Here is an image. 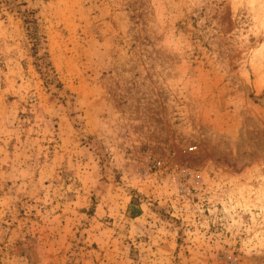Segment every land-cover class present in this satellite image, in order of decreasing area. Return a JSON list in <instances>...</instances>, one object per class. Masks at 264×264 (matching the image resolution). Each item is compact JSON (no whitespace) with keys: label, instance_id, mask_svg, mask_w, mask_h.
Segmentation results:
<instances>
[{"label":"rangeland","instance_id":"1","mask_svg":"<svg viewBox=\"0 0 264 264\" xmlns=\"http://www.w3.org/2000/svg\"><path fill=\"white\" fill-rule=\"evenodd\" d=\"M0 264H264V0H0Z\"/></svg>","mask_w":264,"mask_h":264},{"label":"trees","instance_id":"2","mask_svg":"<svg viewBox=\"0 0 264 264\" xmlns=\"http://www.w3.org/2000/svg\"><path fill=\"white\" fill-rule=\"evenodd\" d=\"M29 21V20H28ZM30 23L29 25H27V28L29 29V36L31 39L34 40V44H37L38 45V42H39V36L36 32V30L34 29L35 26H34V23L32 24L31 22H28ZM42 58V57H41ZM42 73V72H41ZM46 73V72H45ZM130 215L135 217L137 216L138 214H140V209L139 208H133V206L131 205V208H130Z\"/></svg>","mask_w":264,"mask_h":264}]
</instances>
